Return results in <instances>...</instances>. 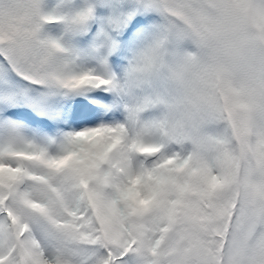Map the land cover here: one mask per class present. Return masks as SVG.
Masks as SVG:
<instances>
[{
    "label": "snow or ice",
    "instance_id": "6c2138e0",
    "mask_svg": "<svg viewBox=\"0 0 264 264\" xmlns=\"http://www.w3.org/2000/svg\"><path fill=\"white\" fill-rule=\"evenodd\" d=\"M0 264H264V0H0Z\"/></svg>",
    "mask_w": 264,
    "mask_h": 264
}]
</instances>
